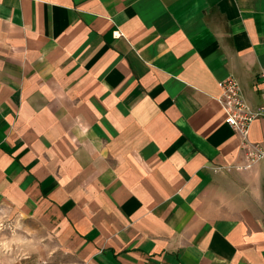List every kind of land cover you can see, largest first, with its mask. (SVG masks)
<instances>
[{"label": "crops", "instance_id": "obj_1", "mask_svg": "<svg viewBox=\"0 0 264 264\" xmlns=\"http://www.w3.org/2000/svg\"><path fill=\"white\" fill-rule=\"evenodd\" d=\"M262 74L264 0H0V204L62 264H264V161L217 102L262 115Z\"/></svg>", "mask_w": 264, "mask_h": 264}, {"label": "rangeland", "instance_id": "obj_2", "mask_svg": "<svg viewBox=\"0 0 264 264\" xmlns=\"http://www.w3.org/2000/svg\"><path fill=\"white\" fill-rule=\"evenodd\" d=\"M54 251L50 238L39 239L32 223L0 204V264H62Z\"/></svg>", "mask_w": 264, "mask_h": 264}, {"label": "built area", "instance_id": "obj_3", "mask_svg": "<svg viewBox=\"0 0 264 264\" xmlns=\"http://www.w3.org/2000/svg\"><path fill=\"white\" fill-rule=\"evenodd\" d=\"M114 37H121V33L114 32ZM264 78V74H262ZM221 95L217 102L225 115V124L232 128L235 134L240 139V148L243 153L246 168L264 161V149L256 143L249 140L250 125L259 117L264 118V105L263 114L253 111L243 100L238 82L229 77L220 83ZM264 98V88L262 90Z\"/></svg>", "mask_w": 264, "mask_h": 264}]
</instances>
